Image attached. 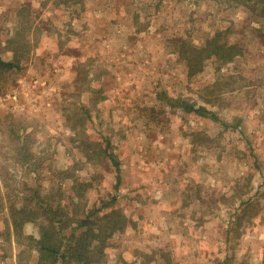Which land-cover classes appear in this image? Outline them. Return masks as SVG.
I'll return each mask as SVG.
<instances>
[{
	"label": "rangeland",
	"instance_id": "1",
	"mask_svg": "<svg viewBox=\"0 0 264 264\" xmlns=\"http://www.w3.org/2000/svg\"><path fill=\"white\" fill-rule=\"evenodd\" d=\"M242 2L0 0L7 60L15 9L30 7L18 13L21 67L0 68V191L13 174L70 196L71 181L59 187L56 172L80 160L88 207L114 197L128 218L91 264H264V18ZM229 26L222 40L244 54L207 57L191 74L178 44L201 46ZM178 96L230 126L170 100ZM13 130L41 163L9 157ZM78 139L108 143L120 171L86 160ZM19 180L9 181L24 187ZM8 222L1 210L0 264H37L38 251ZM23 231L39 236L31 221Z\"/></svg>",
	"mask_w": 264,
	"mask_h": 264
},
{
	"label": "trees",
	"instance_id": "2",
	"mask_svg": "<svg viewBox=\"0 0 264 264\" xmlns=\"http://www.w3.org/2000/svg\"><path fill=\"white\" fill-rule=\"evenodd\" d=\"M239 1H243L242 5L246 7V10L255 14V19L264 18V0ZM23 5V7L15 9L17 11V17L14 21L16 23L15 30L6 39L11 46L10 49L14 51L13 58L7 60L0 54V68L3 70L21 67L22 58L18 49L22 48L20 41L23 38L18 36L20 30L17 29V25L20 23L18 13L28 14V8H30L26 7L28 5ZM230 30V26L218 30L201 46L185 40L178 44L177 51L189 62L191 74L201 69V65L207 57L215 56L219 60L222 59V62H226L244 54L242 44L231 40H222L223 36ZM12 45H17V47ZM218 83L222 82L217 80L214 84L217 85ZM170 100L181 101L185 105V109L195 112V114L207 117L210 113L212 114L211 117L218 118L215 112L213 113L204 105L189 104L179 96ZM220 122L225 128L230 126L228 122L222 119ZM198 134L205 135L211 144L214 142V138L208 133ZM9 135L12 138L10 142H13V148L8 150V155L14 158L18 165L25 167L30 163L39 164L42 162L41 153L33 150L28 141H21L22 134L13 130V135L11 133ZM77 142L79 147L85 149L83 151L87 156L86 160L95 162H98V159L99 161L108 160L114 165L117 172L120 171L121 160L118 154L109 151L108 143L103 144L97 139L86 142L84 139H78ZM78 162L81 161L75 162V166L69 165L67 168L57 170L56 175L61 179L59 187L63 188L64 184L70 180L72 192L70 196L66 197H63L61 192L59 195L62 196L58 199L55 194L56 191L51 187L43 188L41 185H33L28 180H19L13 174L5 176L7 177L5 178V186L9 190L0 191V211L4 210L8 213L9 234L14 231L19 236L28 239L29 248L38 251L39 260L37 264H70L71 261H77L80 264L84 260L85 264H91L92 261L96 260L100 262L102 261L100 259L107 253L105 250L108 246V239L115 232L122 230L128 222L125 212L118 206H114V197L101 199L100 205L94 204L92 207H88L87 201L92 183L77 172L80 169ZM37 167L30 169L36 170ZM35 176H40V172H36ZM11 179L19 180L25 186L21 187L17 183L12 184L9 181ZM29 221L38 225L39 236L24 233V225ZM3 232L4 230H0V234Z\"/></svg>",
	"mask_w": 264,
	"mask_h": 264
}]
</instances>
